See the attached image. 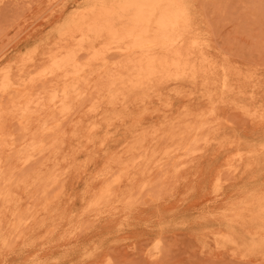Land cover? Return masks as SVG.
I'll return each mask as SVG.
<instances>
[{
	"label": "rangeland",
	"instance_id": "obj_1",
	"mask_svg": "<svg viewBox=\"0 0 264 264\" xmlns=\"http://www.w3.org/2000/svg\"><path fill=\"white\" fill-rule=\"evenodd\" d=\"M186 3L194 75L106 96L104 74L128 56L102 45L106 63L91 66L65 110L29 103L25 126L6 118L1 159L26 158L0 174H25L26 191L12 192L30 214L15 230L0 216V264H264V0ZM88 4L0 0V81L13 86L4 105L15 87L42 101L60 92L61 76L41 74L54 54L76 48L85 64L59 32Z\"/></svg>",
	"mask_w": 264,
	"mask_h": 264
},
{
	"label": "bare ground",
	"instance_id": "obj_2",
	"mask_svg": "<svg viewBox=\"0 0 264 264\" xmlns=\"http://www.w3.org/2000/svg\"><path fill=\"white\" fill-rule=\"evenodd\" d=\"M95 1L97 4L84 6L78 11L71 25L59 32L62 35L61 41L70 44L78 43V49L87 56L85 64L78 61L76 48H72V50L66 48L60 54L49 57L48 63L41 68L42 75L61 76L60 92L54 93L42 101L41 96L31 97L29 89L15 87L18 93L9 96L6 105L0 99V155L3 152L2 147L6 138L10 135L4 125L6 118H15L18 124L25 126L32 116L30 107H28L29 103L40 104L42 109L48 106L54 107L57 103L61 110H65L72 91L82 84L80 81L89 73L91 66H102L106 63L104 55L99 51L102 45L111 44L109 48H114L120 54L128 56L123 61L117 62L114 72L104 74L107 83L102 84L104 85L102 88L106 87V96H110V94L112 96L124 95L129 90L145 89V87L163 81L164 78L172 74L171 71L174 73V78H178L188 73L194 75L200 70V66L196 67L194 63H189L191 49L197 45V42L192 35L191 12L186 0H117L115 3H108L103 0ZM83 68L86 69V74ZM12 87L8 77L2 79L0 81V94L10 93L9 90ZM87 96L89 98L88 93ZM83 110L85 111V109ZM207 118L211 120V118ZM198 127L197 124L195 126L188 125V128L182 129L178 133L172 132L170 136L179 141L183 138L185 131ZM50 133L48 132V135ZM38 145L41 146L38 150L44 149V143L38 142ZM20 151L15 153L16 155L4 159H1L0 156V169L4 162L10 164L12 161L16 166L17 161L22 156ZM52 151L56 152V150ZM25 158L26 155L22 156L23 160ZM168 163L170 162L168 161ZM14 166H10L7 172L0 174V216H11L12 221L5 224L11 230L17 229L22 217L21 214H30L29 207L23 204L20 198L12 192L13 186L22 188V191L25 192L29 184L28 180L25 179V174L20 177L14 175ZM104 191L103 195H106L107 189ZM45 197L47 198V196ZM2 227L0 221V232ZM53 231L49 230L50 233ZM5 234H0L2 242L5 240L4 236H7ZM262 236L264 237V234ZM230 237L229 234H224L221 239L231 241Z\"/></svg>",
	"mask_w": 264,
	"mask_h": 264
}]
</instances>
